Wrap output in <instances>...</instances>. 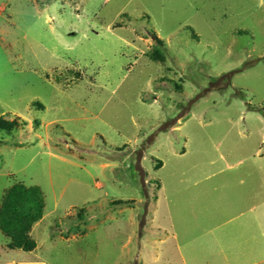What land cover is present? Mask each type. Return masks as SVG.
<instances>
[{
    "label": "rangeland",
    "instance_id": "obj_1",
    "mask_svg": "<svg viewBox=\"0 0 264 264\" xmlns=\"http://www.w3.org/2000/svg\"><path fill=\"white\" fill-rule=\"evenodd\" d=\"M0 117V264H264V0H0Z\"/></svg>",
    "mask_w": 264,
    "mask_h": 264
},
{
    "label": "trees",
    "instance_id": "obj_2",
    "mask_svg": "<svg viewBox=\"0 0 264 264\" xmlns=\"http://www.w3.org/2000/svg\"><path fill=\"white\" fill-rule=\"evenodd\" d=\"M238 34H243L239 31ZM154 42L162 44L161 40L153 34ZM38 106L40 104L36 103ZM15 123L6 122L0 117V131L10 132ZM122 200L113 204H123ZM45 207L44 195L38 186H25L15 183L3 193L0 202V232L9 240V248L31 252L36 243L30 237L31 230L43 215Z\"/></svg>",
    "mask_w": 264,
    "mask_h": 264
}]
</instances>
